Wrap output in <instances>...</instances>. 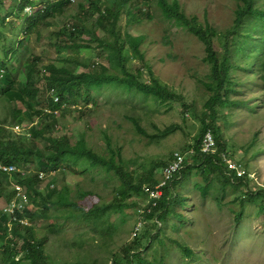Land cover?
Returning <instances> with one entry per match:
<instances>
[{"label": "trees", "instance_id": "trees-1", "mask_svg": "<svg viewBox=\"0 0 264 264\" xmlns=\"http://www.w3.org/2000/svg\"><path fill=\"white\" fill-rule=\"evenodd\" d=\"M7 1L0 0V14L5 10ZM36 1L17 0L14 5L16 8H12V11L16 9L18 16L26 18L23 27L24 38L6 48L5 60L0 61V98L9 109L5 117L0 116V163L16 165L19 168H25L28 164L34 166V171L25 176L0 173V203L3 202L2 205H4L12 198L11 185L24 187L30 204L18 217L27 219L31 223L30 226H24L18 222H12L9 228L8 217L2 214L0 208V264H54L46 253L47 235L38 237L35 224L39 222H47L55 218L60 222L59 226L50 225L46 231L56 233L64 224L73 221L97 224L106 217L109 209L115 207L133 206L138 208L140 214V209L149 204L144 187L154 188L157 184L155 173H163L168 165L161 161L153 167L149 175L140 176L138 179L127 167L123 148L115 147L113 139L106 132L104 133L106 147L103 151L91 147L84 136L75 143L68 134L54 136L53 132L59 124L58 116L61 115V110L78 103L89 105L90 92L104 87L134 91L146 98H154L159 104L175 101L177 97H180L175 90L155 76L152 67L144 62L145 54L141 46L145 42V37L122 31L120 26L124 17L127 18L128 27L144 20H151L152 14L149 10L144 11V8H148V0H107L106 2L82 0L78 4L77 0H57L48 1L43 5L40 4V0ZM237 1L238 8L235 11L233 26L225 31L218 30L206 20L205 16L203 22H200L197 16H188L179 0H158L157 2L165 20L174 22L178 27L186 29L198 38L203 45L202 59L210 65V72L206 75L208 81L198 79L200 86L207 93L202 113L199 115L202 127L195 136L194 144L188 149V151L194 150V155L189 157L191 165L184 169L179 179L185 180L192 173L191 169H194V173L205 182V186L197 185L204 198L210 193L214 182L220 178L224 181L225 188L228 185L239 187L249 185L247 180L249 173L241 178L233 176L232 180L223 172V168L225 172L227 169L223 165L221 155L226 153L228 160L232 155L227 151L228 142L219 122L224 110L235 109L241 106L240 102L245 103L233 98V95L238 94L239 91L236 72L246 70L250 74L249 70L252 68L247 63H242L246 60L244 54L250 53L249 46L252 44H264V8L259 7L256 0ZM75 4L82 20L72 17L70 21H64L65 16L71 11V6ZM28 7L34 9L31 16L24 15ZM12 11H8L2 18L0 16V38L3 36L4 25L11 24L6 23V20L11 17L19 19L16 14H11ZM90 17L95 18L91 27L86 22ZM51 28L59 30L56 32L57 39L51 42L58 50L91 51L95 46L101 50L100 54L105 56L108 65L97 61L85 62L72 56L64 58L60 65L56 62L46 64L41 63L40 55L33 52L26 53L29 39L34 35L41 37L44 29ZM99 30L104 32L103 36L98 35ZM86 35L93 40L84 39ZM256 36L260 37L258 42ZM216 40L223 46L221 53L216 49ZM231 46L234 48L232 49ZM128 50L133 52L132 57L125 55ZM19 51H23L24 62L18 57ZM259 51L260 49H256L257 56ZM134 56L138 60V63H135L138 67H135L131 60ZM8 59L17 63L9 64ZM80 66L86 68V71H78ZM21 68L23 69L22 79L19 78ZM144 68L148 69L149 81H145ZM257 75H260L259 72ZM37 76L42 77L44 86H40L42 81L38 83ZM260 77L264 81V75ZM19 104L23 107L24 121L30 126L28 134L25 135L6 131V127L16 126L12 115L21 110ZM194 107L190 104L184 106L185 111L192 109L193 112ZM82 113L85 114V112ZM128 119L138 134L151 137L137 118L129 116ZM174 130L176 126L166 129L163 131L164 136ZM207 131L213 134L219 151L214 156L205 157L201 152V143ZM173 158L174 155L170 162ZM239 163L245 167L243 162ZM97 169L121 180V187L117 190L114 200L108 204L94 202L89 210L83 208L79 205L78 197L93 198V192L83 190L80 186L79 190L74 191V188L66 181L55 188H48L46 193L41 191L44 181L40 180V173L49 175L59 172L66 176L69 174L85 176ZM177 181L172 184L174 189ZM250 194L260 195L259 192H250ZM97 199L101 198L97 196ZM186 199L180 194L174 196L171 188L166 186L164 195L157 202V207L143 216L142 229L145 226L143 234L141 230V233L123 247L122 255L116 256L111 264H153L154 261L145 258L144 254L150 250L154 240L159 238L154 217L158 215V223L162 226L161 220L166 219L173 207L175 209L179 205L185 206ZM223 199L224 196L218 199L221 200V204ZM172 242L188 258L191 256L190 253H193L177 240L173 239Z\"/></svg>", "mask_w": 264, "mask_h": 264}, {"label": "rangeland", "instance_id": "rangeland-1", "mask_svg": "<svg viewBox=\"0 0 264 264\" xmlns=\"http://www.w3.org/2000/svg\"><path fill=\"white\" fill-rule=\"evenodd\" d=\"M40 1L43 5L48 1L57 0ZM80 1L82 0H77L76 3ZM179 1L186 14L197 16L200 22L204 21L205 16L206 20L220 31L233 26L235 11L238 8L237 0ZM157 2L158 0H148V8H144V11L149 10L152 14L151 20L128 27L127 18L124 17L120 26L122 31L145 37L141 46L145 54L144 62L152 67L155 76L175 90L180 97L175 101L159 104L154 98H146L134 91L104 87L90 92L89 105L78 103L61 110V115L58 116L59 124L53 132L54 136L68 134L73 143L84 136L88 144L99 151L106 147V132L113 139L115 147L123 148L127 167L138 179L140 176L149 175L153 167L161 161L169 163L175 153L188 152L189 146L194 144L195 136L202 127L199 115L207 99V93L200 86L198 79L207 82L206 75L210 72V65L202 59L203 45L198 38L174 22L165 20ZM256 2L259 7L264 8V0ZM16 3L17 0H8L5 10L0 14L1 18L8 11H12L13 7L16 8ZM77 4L71 6V11L64 21H70L72 17L82 20ZM16 12L14 9L11 14L17 15ZM17 17L19 19H8L6 23L11 24L2 28L0 61L5 60L6 48L24 38L23 27L26 18L21 15ZM86 22L91 27L95 18L90 17ZM253 24L254 22L251 26ZM57 31L58 28L44 29L41 37L32 36L26 53L40 55L41 63L46 64L56 62L60 65L64 58L72 56L85 62L97 61L108 65L105 56L100 54L101 50L95 46L91 51L58 50L51 43L57 39ZM98 35L103 36L104 32L99 30ZM255 38L257 42L260 40V37ZM84 39L93 40L88 35ZM215 46L219 53L223 51V46L218 40L215 41ZM256 49H260L258 56ZM249 50L250 53L244 54L246 60L242 63H247L252 70H249L250 74L246 70L236 72L239 91L233 95L234 99L245 103L240 102V107L224 110L219 124L228 142L227 151L232 155L231 159L243 162L253 178L248 177L247 186L228 185L226 188L220 178L214 182L206 198L197 188V185L205 186V182L194 173V169H191L193 174L185 180H178L175 186L176 194L190 197L193 201L189 200L190 203L185 206L179 205L175 209L173 207L166 219L161 220L162 226L155 223L158 215L154 217L159 238L154 240L150 250L144 254L145 258L154 261L153 264H264V81L260 77L264 75V67L261 68L264 66V44H252ZM22 52H18V57L24 62ZM125 55L132 57L134 54L128 50ZM131 60L134 65L138 63L135 56ZM8 62L17 63L9 59ZM238 62L240 63L239 59ZM22 70L21 68L20 79ZM78 71H86V68L80 66ZM144 72L147 75L148 69L144 68ZM146 75L145 81H149V76ZM37 81L41 82L42 77L37 76ZM40 86H44V80ZM187 104L195 106V111H185L184 106ZM19 107L21 110L12 115L16 126L6 127V131L25 135L28 134L30 126L24 121L22 105L19 104ZM8 113V106L0 98V116L5 117ZM129 116L137 118L151 137L138 134L128 119ZM175 126L176 130L164 136L163 131ZM161 173H155V179H159ZM65 181L74 191L79 190L80 186L83 190L93 192L94 199L78 197L79 205L87 210L92 208L94 202L108 204L113 201L121 187L119 178L108 176L97 169L85 176L53 173L44 180L41 191L46 193L51 186L55 188ZM249 191L259 192L260 195L252 196ZM97 196L101 199L98 200ZM223 196L221 204L218 199ZM2 204L3 202L0 203L1 211ZM139 218L138 208L124 206L109 209L106 217L97 224L73 221L64 224L56 233H47L50 225L60 224L52 218L47 222L35 224V228L38 230V237L47 235L46 253L54 264H111L116 256L122 255L123 247L136 237L134 233ZM144 231L145 226L140 233L143 234ZM173 239L193 252L189 258L172 242Z\"/></svg>", "mask_w": 264, "mask_h": 264}, {"label": "built area", "instance_id": "built-area-1", "mask_svg": "<svg viewBox=\"0 0 264 264\" xmlns=\"http://www.w3.org/2000/svg\"><path fill=\"white\" fill-rule=\"evenodd\" d=\"M35 1V0H31ZM33 7H28L25 9V13L28 16H31L33 14ZM57 101H59V98H57ZM218 146L216 144V141L213 137V134L210 131H207L203 135L202 143H201V152L204 154V156H214L218 153ZM189 155V156H187ZM194 155L193 150H189L185 154H181L179 152L174 154V158L166 168L164 169V172L161 174L160 178L157 180V184L154 188L144 187L145 193L148 195L149 204L145 208L140 209V218L138 221V224L135 228L134 235L137 236L143 227V216L145 213L151 212L155 207H157V202L162 196L164 195V188L166 186H169L172 190V194L175 196L176 192L173 188L172 184L181 178V173L186 169L188 166L191 165L189 163V157ZM223 161V165L226 167L227 172H223L233 180V176H236L238 178L244 177L247 175V169L240 164L239 162H235L234 160L230 159L228 160L226 157V153H223L221 155ZM34 166L32 164H28L25 168H19L16 165L11 164H3L0 163V173L5 175H13V174H21L22 176L29 175L34 171ZM53 174V173H52ZM51 175V174H49ZM49 175L40 173L39 178L40 180L44 181L49 177ZM251 178H253V175L249 174ZM54 188L53 186H51ZM10 190L12 192V198L6 202L3 205L2 208V214L6 217H8L7 226L10 228L12 225V222H18L24 226H30L31 223L27 219H19V215H22L24 211L26 210L27 206L30 204L29 196L26 191V189L20 185H11ZM158 218V217H157ZM156 223L159 225L158 220Z\"/></svg>", "mask_w": 264, "mask_h": 264}, {"label": "crops", "instance_id": "crops-1", "mask_svg": "<svg viewBox=\"0 0 264 264\" xmlns=\"http://www.w3.org/2000/svg\"><path fill=\"white\" fill-rule=\"evenodd\" d=\"M3 16H4V15H3ZM9 19H10V18H9ZM6 21H8V19H7ZM185 198H187V199H186V203H188L189 200H190V201L192 200V198H190V197L188 198V197L185 196ZM192 201H193V200H192ZM189 203H190V202H189Z\"/></svg>", "mask_w": 264, "mask_h": 264}, {"label": "bare ground", "instance_id": "bare-ground-1", "mask_svg": "<svg viewBox=\"0 0 264 264\" xmlns=\"http://www.w3.org/2000/svg\"><path fill=\"white\" fill-rule=\"evenodd\" d=\"M36 3V2H35ZM194 158V157H193ZM190 159V158H189ZM191 161V160H190ZM180 181V180H179ZM155 209V208H154ZM146 214V213H145ZM159 221V220H158Z\"/></svg>", "mask_w": 264, "mask_h": 264}, {"label": "water", "instance_id": "water-1", "mask_svg": "<svg viewBox=\"0 0 264 264\" xmlns=\"http://www.w3.org/2000/svg\"><path fill=\"white\" fill-rule=\"evenodd\" d=\"M135 254V253H134Z\"/></svg>", "mask_w": 264, "mask_h": 264}]
</instances>
